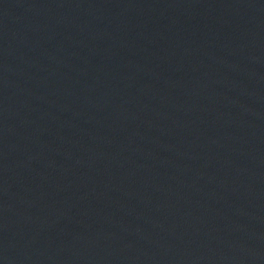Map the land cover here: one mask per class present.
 Wrapping results in <instances>:
<instances>
[{
    "label": "water",
    "instance_id": "95a60500",
    "mask_svg": "<svg viewBox=\"0 0 264 264\" xmlns=\"http://www.w3.org/2000/svg\"><path fill=\"white\" fill-rule=\"evenodd\" d=\"M0 264H264V0H0Z\"/></svg>",
    "mask_w": 264,
    "mask_h": 264
}]
</instances>
